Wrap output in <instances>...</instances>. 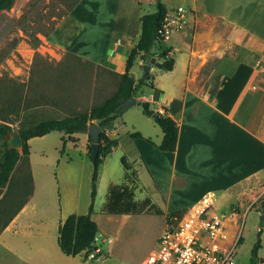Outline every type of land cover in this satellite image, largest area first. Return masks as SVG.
Masks as SVG:
<instances>
[{
    "label": "crops",
    "instance_id": "1",
    "mask_svg": "<svg viewBox=\"0 0 264 264\" xmlns=\"http://www.w3.org/2000/svg\"><path fill=\"white\" fill-rule=\"evenodd\" d=\"M114 1L109 18V6L102 5L98 26L102 31L104 25L107 30V23L110 27L109 48L102 64L121 77L126 72L129 54L141 35V17L145 15L142 4L156 0ZM214 1L188 0L189 6L185 7L188 10L187 28L172 33L164 42L175 57L174 69L166 72L151 65L149 82L154 88L144 86L135 96L137 104L147 101L155 112L166 110L176 122L179 128L176 150H160L162 130L157 128L152 117L136 110L132 124L143 138L132 137L134 162L140 160L143 163L148 181L144 188L147 191V187H151V193L147 192L144 199H136L137 190L141 189L142 171L128 161L132 167L130 171L135 173L134 180H126L125 170L121 183L111 179L108 185V189L110 185H133L137 201L151 200L156 195L163 204V208L159 206L163 217L174 210H187L207 193H215L216 212L229 213L230 208L244 205V216L251 211L252 205L264 198V0ZM164 4L169 14L177 8L168 7L165 1ZM145 64L139 59L131 69L130 74L136 81L145 78ZM119 117L113 121L108 133L111 139L118 141V146L120 132L115 124ZM150 127L154 131H146ZM83 133L89 154V134ZM76 134L73 139L67 136V140L77 144ZM31 151L30 145L27 162L32 190L12 220L0 231V246L22 264H71L82 255L67 256L58 242L60 227L71 213H62L58 200L51 195L48 199L44 195L40 198L38 164L31 159ZM92 172L93 166L91 181ZM67 181L72 183L71 178ZM154 202L152 199L151 203ZM38 205L42 215L51 217L59 228L55 242L47 241V235L40 231L44 217L28 218V213H34ZM108 215V222H114L117 215ZM103 234L98 232V245L108 257L105 239L100 241ZM18 236L22 237L24 247L29 248L26 252H22L12 239ZM54 243L58 248L52 246ZM14 258H3L0 253V264H18Z\"/></svg>",
    "mask_w": 264,
    "mask_h": 264
},
{
    "label": "rangeland",
    "instance_id": "2",
    "mask_svg": "<svg viewBox=\"0 0 264 264\" xmlns=\"http://www.w3.org/2000/svg\"><path fill=\"white\" fill-rule=\"evenodd\" d=\"M157 1L143 2V13L155 12ZM161 1L167 2L168 7L189 6L188 0ZM115 2L15 0L10 9L0 12V124L11 126V133L18 132L44 119L89 110L92 105L104 101L117 91L121 77L102 64L109 48L110 27L107 23V30L104 25L102 31L98 26L102 5L105 3L104 7L109 6V18ZM136 110L143 112L142 105L136 103L125 109L117 120L115 125L120 132V145L107 156L98 181L95 219L99 223V234L104 233L100 241L105 239L108 257L105 255L106 258L101 262H91L78 256L71 264H141L155 247L165 225L167 217L154 210L128 217L117 215L114 216V222H108L110 215L104 212L111 179L118 183L123 181L125 169L122 157L142 171L141 189L137 190L136 199H144L147 192L151 191V187H147V191L144 188L148 181L143 163L140 160L134 162L132 133L135 130L132 119L137 116ZM156 126L161 130L157 123ZM146 131L154 130L150 127ZM75 136L79 140L77 144L67 140V135L60 131L30 139L31 159L38 164L40 198L42 195L45 199L50 195L55 197L62 213L86 214L91 204L92 164L85 134L80 132ZM18 151L21 154L20 161L10 179L0 186V231L12 220L32 190L27 158L22 149ZM69 178L72 183L67 181ZM75 188H78L76 192ZM152 197L150 199L156 205L153 204L158 209L159 206L163 208L161 200L156 195ZM250 210L244 216V205L230 208L231 221L224 223L226 236L219 238L218 244L222 248L236 244L238 261L249 264L260 232V259L257 264H264V226H260L264 202L260 200ZM174 211L169 215L176 213ZM41 212V206L38 205L34 213H28V218L44 217L40 231L47 235V241L55 242L59 228L53 224L51 217L47 218ZM124 217H127L125 221ZM240 237L243 238L241 243L238 242ZM12 239L19 244L22 252L29 249L24 247L22 237ZM52 246L58 248L57 243ZM0 253L6 259L15 257L1 246ZM15 261L22 264L20 259Z\"/></svg>",
    "mask_w": 264,
    "mask_h": 264
},
{
    "label": "trees",
    "instance_id": "3",
    "mask_svg": "<svg viewBox=\"0 0 264 264\" xmlns=\"http://www.w3.org/2000/svg\"><path fill=\"white\" fill-rule=\"evenodd\" d=\"M15 0H0V12L10 9ZM168 9L161 1H157V9L153 13L145 14L141 17V35L137 44L132 48L126 65V72L121 75V82L117 91L104 101L97 103L88 111H82L73 115L62 118L44 119L33 123L18 131L22 138V153L27 158L30 153L29 140L35 137H42L54 131L64 132L70 139L73 135L79 132H88L89 125L92 122H97L102 128L99 137V151L97 156H93L91 143L92 138L89 135V155L93 166L92 181H91V204L89 211L86 214H71L69 215L59 230V246L67 256H84L87 261V254L93 250V243L98 235L99 226L94 218V203L97 196L98 181L100 171L105 158L118 147V141L111 139L108 136L111 130V125L125 109L116 111V108L126 101L131 96H138V91L144 86L150 85V75L136 81L130 74L131 69L139 59H142L146 64L155 61L152 66L157 67L162 71H172L175 66V57L171 55L172 50L165 47L164 40L160 35V30L167 17ZM144 113L151 117L157 115L155 119L158 126L161 128L164 136L158 148L162 151L174 152L177 148L179 138V128L176 122L168 115L167 111L155 112L151 104L147 101L140 103ZM13 131L8 124H0V186L5 184L11 177L17 163L21 159V154L16 149H9L6 141L7 135ZM133 138H143L141 133H132ZM149 142L153 143L150 139ZM124 169L126 170V180L132 182L135 173L130 171L131 165L125 157L121 158ZM264 202V198L261 199ZM154 210L161 214L151 200L145 199L137 201L135 199V188L128 183L121 185H110L107 194V201L104 205V212L112 215L124 214H140L145 211ZM181 214V212L173 213V215ZM264 214V212H263ZM172 215V214H171ZM168 215V216H171ZM242 237L238 242L241 243ZM261 248L260 232L252 250V257L249 264H257L260 259L258 253Z\"/></svg>",
    "mask_w": 264,
    "mask_h": 264
},
{
    "label": "built area",
    "instance_id": "4",
    "mask_svg": "<svg viewBox=\"0 0 264 264\" xmlns=\"http://www.w3.org/2000/svg\"><path fill=\"white\" fill-rule=\"evenodd\" d=\"M188 10L179 6L167 14L160 30L166 41L176 31L187 28ZM215 193H207L202 199L181 214L167 216L155 247L141 264H241L235 245L222 248L219 238H225L224 223L231 221L232 213L214 210ZM105 254L98 245V235L93 252L87 261L103 259Z\"/></svg>",
    "mask_w": 264,
    "mask_h": 264
},
{
    "label": "water",
    "instance_id": "5",
    "mask_svg": "<svg viewBox=\"0 0 264 264\" xmlns=\"http://www.w3.org/2000/svg\"><path fill=\"white\" fill-rule=\"evenodd\" d=\"M154 61H155V59L152 58L150 63L144 65V77H147L150 74V70H151V67H152L151 65L154 63ZM136 103H137L136 97L135 96H131L126 101L121 103L116 108V111H119L121 109L130 108L132 105H134ZM151 117L153 119H156L157 115L153 114ZM101 132H102V128L98 125L97 122H92L89 125L88 134L92 138L91 149H92L93 156H97L98 155V151H99V147H100L99 137H100ZM6 141H7V145L9 147V149L19 150V149L22 148V138H21V136H20V134L18 132H13V133H10L9 135H7ZM260 226L261 227L264 226V215H262V217H261Z\"/></svg>",
    "mask_w": 264,
    "mask_h": 264
}]
</instances>
